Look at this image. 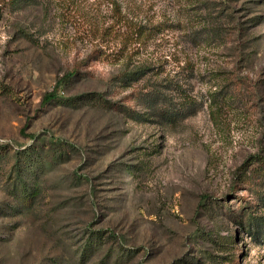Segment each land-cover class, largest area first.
<instances>
[{"label":"rangeland","instance_id":"1","mask_svg":"<svg viewBox=\"0 0 264 264\" xmlns=\"http://www.w3.org/2000/svg\"><path fill=\"white\" fill-rule=\"evenodd\" d=\"M0 264H264V0H0Z\"/></svg>","mask_w":264,"mask_h":264},{"label":"trees","instance_id":"2","mask_svg":"<svg viewBox=\"0 0 264 264\" xmlns=\"http://www.w3.org/2000/svg\"><path fill=\"white\" fill-rule=\"evenodd\" d=\"M74 72H75V71L72 70V71L68 72V73L66 74V76L70 77V76H72V75L74 74ZM66 76H65V77H66ZM63 78H64V77H63ZM61 80H62V79H60V80L57 82V85H56V86H58V84H60ZM56 96H57V91H56V88H55V89H53L51 92L45 94V96H44V101L47 102V101H49V100L55 98Z\"/></svg>","mask_w":264,"mask_h":264}]
</instances>
